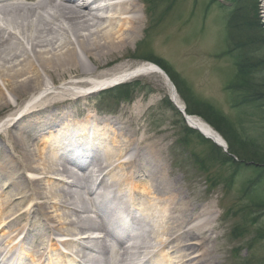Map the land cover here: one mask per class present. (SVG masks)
I'll list each match as a JSON object with an SVG mask.
<instances>
[{"label": "bare ground", "instance_id": "6f19581e", "mask_svg": "<svg viewBox=\"0 0 264 264\" xmlns=\"http://www.w3.org/2000/svg\"><path fill=\"white\" fill-rule=\"evenodd\" d=\"M141 13L138 0H0V111L35 93L0 120V264H220L213 202L189 197L164 167L155 171L156 186L137 183L146 168L139 155L149 163V152L136 149L133 136L96 152L94 137L78 133L76 122L43 116L58 103L44 107L42 99L59 87L78 100L149 74L164 77L184 108L152 62L63 81L95 77L119 59L139 38ZM188 125L222 143L202 118L190 116ZM31 212L40 218L35 227L27 223Z\"/></svg>", "mask_w": 264, "mask_h": 264}, {"label": "rangeland", "instance_id": "374dc122", "mask_svg": "<svg viewBox=\"0 0 264 264\" xmlns=\"http://www.w3.org/2000/svg\"><path fill=\"white\" fill-rule=\"evenodd\" d=\"M138 1L144 23L137 42L119 59L100 69L97 76L62 80L97 79L123 66L150 62L145 60L149 58L165 68L161 67L170 79L167 80L173 82L168 69L178 85L190 90L195 101L210 104L220 112L240 143L245 142L253 151L260 150L264 154V106L247 101L244 93L229 88L238 80L240 62L237 53H229L233 47L229 23L233 12L239 8L237 5L242 3L238 4L237 0ZM243 5L248 7V12L256 6V15L264 28L263 0H244ZM84 60L87 66L94 68L90 60ZM120 85L129 87L118 92L110 88L78 100L75 97L80 94L59 87L42 99L44 107L49 106L48 100L58 103L50 109L52 113L43 116L61 117L68 124L76 122L78 133L94 137L96 152L123 145L128 137L136 138L135 148L149 152V163L139 155L138 159L146 168L137 177V183L156 186L161 176L157 173L156 179L155 171L162 172L159 167H164L166 174L178 182L189 197L213 202L217 207L218 233L221 234L217 246L223 250L219 255L220 264H264V164L241 159L228 162L224 152L223 156L204 138L188 135L187 125L172 101L164 77L136 76ZM34 94L26 95L17 106L2 109L0 120L16 114ZM53 149L56 150V145ZM130 155L122 161L128 160ZM248 156L250 158V153ZM99 159L103 164L106 162L102 153ZM72 165L76 164L70 162ZM73 168L82 172L78 167ZM140 201L141 198L137 203H142ZM39 219L31 212L27 223L35 227ZM60 247L62 251V245ZM25 262L31 264V260Z\"/></svg>", "mask_w": 264, "mask_h": 264}, {"label": "trees", "instance_id": "16d2710c", "mask_svg": "<svg viewBox=\"0 0 264 264\" xmlns=\"http://www.w3.org/2000/svg\"><path fill=\"white\" fill-rule=\"evenodd\" d=\"M243 1L237 0V3L240 4L241 2L242 5H237L239 8L235 9L229 23L233 33L231 38V46L233 45V47L229 53H237L240 59L237 65L238 80L235 82V85L229 88L244 93L247 101L264 106V28L261 27L262 25L258 19V14L256 15V6H254V9H251V12H248V7L243 5ZM234 33H237L241 37H237ZM145 60L153 62L165 69L159 62L149 60V58ZM167 71L176 85L179 95L185 101L187 113L204 118L225 138L229 146L230 156L225 154L228 162L241 159L243 162L248 160L256 164H264V154L260 150L253 151L252 146L249 144L245 142L240 143L237 137L238 135L234 134V129L230 127L228 120L220 112L215 110L210 104L195 101L190 90L186 91L185 88L178 85L170 71L168 69ZM128 87L126 85L120 86L114 92L124 91L123 89ZM187 134H197L201 138L198 133L188 128ZM212 147L218 149L224 156L221 149L215 145H212ZM249 153L251 155L250 158L248 156Z\"/></svg>", "mask_w": 264, "mask_h": 264}, {"label": "water", "instance_id": "95a60500", "mask_svg": "<svg viewBox=\"0 0 264 264\" xmlns=\"http://www.w3.org/2000/svg\"><path fill=\"white\" fill-rule=\"evenodd\" d=\"M220 147H222L224 149L225 152H228V147L226 145V143L224 142L223 144H218Z\"/></svg>", "mask_w": 264, "mask_h": 264}]
</instances>
